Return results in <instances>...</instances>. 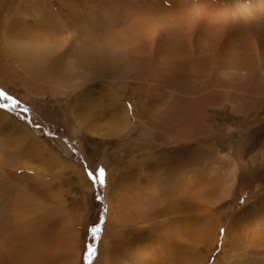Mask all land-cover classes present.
I'll use <instances>...</instances> for the list:
<instances>
[{
    "label": "rangeland",
    "instance_id": "374dc122",
    "mask_svg": "<svg viewBox=\"0 0 264 264\" xmlns=\"http://www.w3.org/2000/svg\"><path fill=\"white\" fill-rule=\"evenodd\" d=\"M60 4L0 0V89L28 109H0V264H90L89 244L91 264H264V89L170 80L132 104L138 85L95 74L50 94L6 47L35 44L41 9L45 22ZM85 162L106 187L90 186Z\"/></svg>",
    "mask_w": 264,
    "mask_h": 264
},
{
    "label": "bare ground",
    "instance_id": "6f19581e",
    "mask_svg": "<svg viewBox=\"0 0 264 264\" xmlns=\"http://www.w3.org/2000/svg\"><path fill=\"white\" fill-rule=\"evenodd\" d=\"M59 1L60 10L55 7L45 22L41 18L48 13L41 9L35 44L6 47L35 68L38 85L49 87L50 94L77 91L95 74H115L112 81L121 77L138 85L132 104L142 86L170 80L179 86L210 81L203 94L213 87V76L240 80L254 91L264 89V0H82L85 19L98 18L97 29L89 25L92 20H76L84 17L67 8L73 1ZM52 17L54 31L48 30ZM107 261L111 263L109 257L103 263Z\"/></svg>",
    "mask_w": 264,
    "mask_h": 264
},
{
    "label": "snow or ice",
    "instance_id": "6c2138e0",
    "mask_svg": "<svg viewBox=\"0 0 264 264\" xmlns=\"http://www.w3.org/2000/svg\"><path fill=\"white\" fill-rule=\"evenodd\" d=\"M20 104L21 102L18 99L14 98L12 95L8 94L6 91L0 89V109L6 110L8 112H14L17 110L27 112L28 109L21 108ZM36 127L37 129H39L40 125L37 123ZM49 135H54V134L49 133ZM85 173H86L87 179L90 182L91 187H93L94 189L97 188V186L99 188L106 187V170L104 167H99L98 169L93 171L87 166V162H85ZM95 199L102 200L103 197L97 194ZM101 232H102L101 227L95 223L89 230V234L91 235L93 241H96L97 239H99ZM96 251L97 250H96L95 245L89 244L87 254H88L90 264H91L92 258L96 255Z\"/></svg>",
    "mask_w": 264,
    "mask_h": 264
},
{
    "label": "trees",
    "instance_id": "16d2710c",
    "mask_svg": "<svg viewBox=\"0 0 264 264\" xmlns=\"http://www.w3.org/2000/svg\"><path fill=\"white\" fill-rule=\"evenodd\" d=\"M88 255V254H87Z\"/></svg>",
    "mask_w": 264,
    "mask_h": 264
}]
</instances>
